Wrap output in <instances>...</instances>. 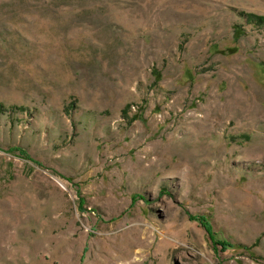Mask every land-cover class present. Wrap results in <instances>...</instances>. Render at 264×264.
Returning <instances> with one entry per match:
<instances>
[{
  "label": "rangeland",
  "instance_id": "374dc122",
  "mask_svg": "<svg viewBox=\"0 0 264 264\" xmlns=\"http://www.w3.org/2000/svg\"><path fill=\"white\" fill-rule=\"evenodd\" d=\"M0 264H264V0H0Z\"/></svg>",
  "mask_w": 264,
  "mask_h": 264
},
{
  "label": "trees",
  "instance_id": "16d2710c",
  "mask_svg": "<svg viewBox=\"0 0 264 264\" xmlns=\"http://www.w3.org/2000/svg\"><path fill=\"white\" fill-rule=\"evenodd\" d=\"M202 227L204 228L205 232L207 233L209 239H211V240H212L217 246H219L222 250L225 251L227 248L230 247V245L227 244V242H225V241H223V240H220V239L218 238V236H217L215 233L210 234L208 224H204Z\"/></svg>",
  "mask_w": 264,
  "mask_h": 264
}]
</instances>
